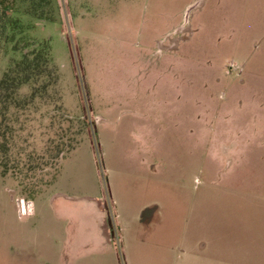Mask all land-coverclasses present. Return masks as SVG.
Returning <instances> with one entry per match:
<instances>
[{"label": "rangeland", "instance_id": "374dc122", "mask_svg": "<svg viewBox=\"0 0 264 264\" xmlns=\"http://www.w3.org/2000/svg\"><path fill=\"white\" fill-rule=\"evenodd\" d=\"M49 1L16 5L55 76L0 116V264H162L113 201L145 182L176 188V264H264V0Z\"/></svg>", "mask_w": 264, "mask_h": 264}, {"label": "trees", "instance_id": "16d2710c", "mask_svg": "<svg viewBox=\"0 0 264 264\" xmlns=\"http://www.w3.org/2000/svg\"><path fill=\"white\" fill-rule=\"evenodd\" d=\"M49 2V0H0V56L12 55L11 64L0 78V116L4 119L10 109H19L23 104L31 102L29 99L22 100L19 96L24 86L36 85L46 78H50L49 81L54 80L50 43L32 39L29 35L32 26L29 23L25 24L22 18L16 16L19 11L16 5L20 4L22 14L42 19L45 17V7ZM52 84L54 83L43 82L42 87L37 86L31 99L35 97V92L41 91L42 88L46 90ZM4 123V120H1L0 139L3 137L4 140H0V151L8 149L7 134L3 130ZM5 165L0 157V166Z\"/></svg>", "mask_w": 264, "mask_h": 264}, {"label": "crops", "instance_id": "0c3cea01", "mask_svg": "<svg viewBox=\"0 0 264 264\" xmlns=\"http://www.w3.org/2000/svg\"><path fill=\"white\" fill-rule=\"evenodd\" d=\"M151 155L155 158V154ZM145 162L146 174L158 176L159 171L154 169L157 164ZM125 186L122 187L124 191L122 197L117 189L113 192V201L117 208L122 209L123 203L125 204L128 223L131 219V223L138 224L139 229L134 234L135 238L137 240L155 238L161 248L162 264H176V188H165L163 184V189L157 182L133 184L127 188ZM165 227L169 233L164 232L160 236ZM78 261L79 259L76 260L77 264Z\"/></svg>", "mask_w": 264, "mask_h": 264}]
</instances>
